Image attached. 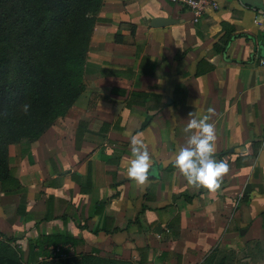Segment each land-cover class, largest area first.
Masks as SVG:
<instances>
[{"label": "crops", "instance_id": "obj_1", "mask_svg": "<svg viewBox=\"0 0 264 264\" xmlns=\"http://www.w3.org/2000/svg\"><path fill=\"white\" fill-rule=\"evenodd\" d=\"M218 2L192 22L169 0L102 1L82 90L36 139L7 146L0 255L23 264H62L79 253L132 264H264V168L256 165L264 16L240 0ZM208 108L215 158L230 165L216 191L190 186L170 163L189 120ZM141 134L153 160L145 188L127 175L131 137ZM67 237L74 243H56L66 256L53 257L51 241Z\"/></svg>", "mask_w": 264, "mask_h": 264}, {"label": "trees", "instance_id": "obj_2", "mask_svg": "<svg viewBox=\"0 0 264 264\" xmlns=\"http://www.w3.org/2000/svg\"><path fill=\"white\" fill-rule=\"evenodd\" d=\"M103 0H0V181L9 177L7 146L36 139L66 112L83 88L82 60L95 13ZM74 42L62 51L64 17ZM51 40H54L51 42ZM74 42L71 44L73 45ZM31 105L25 115L21 105ZM264 228V212L261 214ZM53 257H65L70 237L51 241ZM64 254V256H61ZM0 264H23L0 255ZM62 264H132L120 258L79 253Z\"/></svg>", "mask_w": 264, "mask_h": 264}, {"label": "clouds", "instance_id": "obj_3", "mask_svg": "<svg viewBox=\"0 0 264 264\" xmlns=\"http://www.w3.org/2000/svg\"><path fill=\"white\" fill-rule=\"evenodd\" d=\"M25 115L30 114L31 105H21ZM192 113H189L191 116ZM215 115V109L208 108L207 114L201 118L189 120L183 131L188 134L186 145L178 149L177 154L170 163L178 168L190 186L206 188L216 191L221 188L223 177L230 170V165L225 160H217L216 141L217 132L215 123L210 122ZM132 159L127 167L129 179L134 180L142 188L148 186L150 169L153 167V160L148 145L141 135L131 137ZM241 155L247 158L248 153ZM256 165L264 168V146H261L257 157Z\"/></svg>", "mask_w": 264, "mask_h": 264}, {"label": "built area", "instance_id": "obj_4", "mask_svg": "<svg viewBox=\"0 0 264 264\" xmlns=\"http://www.w3.org/2000/svg\"><path fill=\"white\" fill-rule=\"evenodd\" d=\"M171 3L191 12L192 22H197L206 12L215 11L219 8L218 0H169ZM264 16V10L258 9ZM258 65L264 67V55L258 57ZM61 256H64L62 254Z\"/></svg>", "mask_w": 264, "mask_h": 264}, {"label": "rangeland", "instance_id": "obj_5", "mask_svg": "<svg viewBox=\"0 0 264 264\" xmlns=\"http://www.w3.org/2000/svg\"><path fill=\"white\" fill-rule=\"evenodd\" d=\"M67 20H68V16L64 17L61 27H60V31H61V48L62 51L67 50L68 48H70L71 46L74 47H81V41L77 39L74 42V38L71 36L70 31H69V26L67 24ZM54 40H51V42H53ZM74 42L73 45H71ZM259 252L261 253V256L264 255V243H261L260 248H258ZM264 258V256L262 257Z\"/></svg>", "mask_w": 264, "mask_h": 264}, {"label": "water", "instance_id": "obj_6", "mask_svg": "<svg viewBox=\"0 0 264 264\" xmlns=\"http://www.w3.org/2000/svg\"><path fill=\"white\" fill-rule=\"evenodd\" d=\"M243 4L255 7L257 9L264 10V4L261 0H240ZM170 19L164 17H155L152 22L153 24H165L168 23Z\"/></svg>", "mask_w": 264, "mask_h": 264}]
</instances>
